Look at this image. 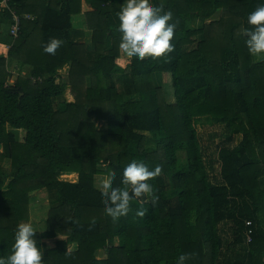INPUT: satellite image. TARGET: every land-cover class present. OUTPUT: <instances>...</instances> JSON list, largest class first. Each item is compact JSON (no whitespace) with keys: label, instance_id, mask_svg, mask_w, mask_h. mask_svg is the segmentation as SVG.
Wrapping results in <instances>:
<instances>
[{"label":"trees","instance_id":"obj_1","mask_svg":"<svg viewBox=\"0 0 264 264\" xmlns=\"http://www.w3.org/2000/svg\"><path fill=\"white\" fill-rule=\"evenodd\" d=\"M150 2L171 11L175 51L143 62L119 49L124 0H10L33 17L16 39L0 6V258L20 222L36 225L30 199L46 189L35 236L43 264H177L187 253L198 255L185 264H264V58L240 31L264 0ZM50 38L63 41L55 55L43 51ZM210 127L223 131L216 148L202 133ZM132 160L163 166L150 181L159 202L134 198L114 222L96 180L115 172L122 186Z\"/></svg>","mask_w":264,"mask_h":264},{"label":"clouds","instance_id":"obj_2","mask_svg":"<svg viewBox=\"0 0 264 264\" xmlns=\"http://www.w3.org/2000/svg\"><path fill=\"white\" fill-rule=\"evenodd\" d=\"M119 32L121 33L119 49L128 58H137L143 62L147 58L153 60L167 58L175 51L174 39L176 24L171 11L164 10L163 2L156 6L150 0H124L120 11ZM248 28H241V33L247 37L245 43L251 56H264V6H258L247 16ZM63 41L50 38L43 51L55 55ZM163 172L162 165L154 169L137 160H132L123 169L120 187H114L115 172H109L101 182L105 213L115 222L120 217L127 216L131 210V202L135 199L148 197L155 207L159 202L157 190L150 183ZM143 203V201H141ZM146 209L136 212L143 218ZM36 229L31 222H20L15 232L11 254L0 258V264H43V253L37 247ZM197 253H187L179 256L177 264H185L194 259Z\"/></svg>","mask_w":264,"mask_h":264},{"label":"rangeland","instance_id":"obj_3","mask_svg":"<svg viewBox=\"0 0 264 264\" xmlns=\"http://www.w3.org/2000/svg\"><path fill=\"white\" fill-rule=\"evenodd\" d=\"M2 6V2L0 4ZM78 20V19H77ZM85 30L86 27H85ZM90 34H84L83 40L86 42H90ZM122 55L126 57L123 53ZM255 60H259L260 58H264V56H256L254 57ZM14 65V64H13ZM70 70V65H66L62 69H59V72L62 73H67ZM15 71V70H14ZM12 78L11 80H13ZM162 86L165 88L166 95L168 97V100L174 101V96H173V88H172V82H171V75L170 74H164L163 80H161ZM98 126L101 128H105V123L103 121H98ZM208 139V142L211 145V148H216L218 145L222 144V137H223V131L220 128L217 127H210L202 132ZM150 148H154V145H152ZM6 166L10 165V161L7 160L5 162ZM219 169L218 167L216 170ZM106 178V176H98L96 183L97 186L101 187V182L102 180ZM60 179L63 180H69V181H76L77 179V174L76 173H63L60 176ZM263 186H264V181H263ZM50 208L49 200H48V192L46 189L36 191L32 193V197L30 199V213L33 219L37 222L36 225L34 226L35 229L37 228H43L44 227V222L43 219L47 217L48 211ZM41 225V226H40ZM38 226V227H37ZM222 233L225 237V249L228 248L229 244L233 240V230L230 226L229 223L223 224L222 225ZM49 244L53 245L54 240H49Z\"/></svg>","mask_w":264,"mask_h":264},{"label":"built area","instance_id":"obj_4","mask_svg":"<svg viewBox=\"0 0 264 264\" xmlns=\"http://www.w3.org/2000/svg\"><path fill=\"white\" fill-rule=\"evenodd\" d=\"M9 2H10V0H3L1 7L9 8V10L12 14L13 24L11 25L10 34H11V36H13L14 39H16L19 35V32H20L22 20L23 19H31L33 17L30 14L20 15L19 13H17L16 10H14L10 6Z\"/></svg>","mask_w":264,"mask_h":264},{"label":"crops","instance_id":"obj_5","mask_svg":"<svg viewBox=\"0 0 264 264\" xmlns=\"http://www.w3.org/2000/svg\"><path fill=\"white\" fill-rule=\"evenodd\" d=\"M3 14L1 13V10H0V21L3 19ZM82 19H78V21H80ZM85 34H90V39H91V34H92V31L90 30H85ZM7 35L5 33V31L3 30H0V49H2V47H7ZM8 48V47H7ZM14 72V71H13ZM77 180V179H76ZM74 181V180H73Z\"/></svg>","mask_w":264,"mask_h":264},{"label":"water","instance_id":"obj_6","mask_svg":"<svg viewBox=\"0 0 264 264\" xmlns=\"http://www.w3.org/2000/svg\"><path fill=\"white\" fill-rule=\"evenodd\" d=\"M13 78H14V79H13V81H15V80H16V78H17V76H14Z\"/></svg>","mask_w":264,"mask_h":264}]
</instances>
